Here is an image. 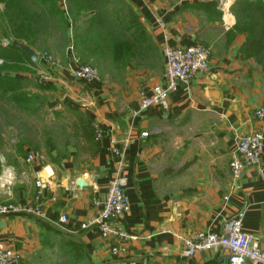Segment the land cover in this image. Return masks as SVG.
Instances as JSON below:
<instances>
[{
    "label": "crops",
    "instance_id": "crops-1",
    "mask_svg": "<svg viewBox=\"0 0 264 264\" xmlns=\"http://www.w3.org/2000/svg\"><path fill=\"white\" fill-rule=\"evenodd\" d=\"M120 2L145 36L141 49L113 51L121 36L112 32V18L89 29L87 39L77 38L82 24L67 18V42L56 35L54 48L49 43L56 65L45 72L53 79L48 84L61 93L62 107L85 118L90 137L47 152L25 143L22 156L13 149V159H0V174L6 167L15 172L11 186L0 180V203L28 205L36 180L49 186L40 201L43 216H0V242L19 253L22 264H227L223 251L184 257L185 242L199 233L220 234L227 220L242 214V230L264 250V176L250 168L233 180L229 172L238 137H264V117L254 115L264 105V67L244 53L247 35L235 30L231 11L236 0ZM133 28L129 35L136 39ZM195 44L209 49L208 70L189 85L179 84L166 111L139 110L138 91L164 81L162 50ZM28 48L38 61L40 52ZM78 59L98 65L97 87L71 76ZM29 154L37 160L28 163ZM45 168L51 175H44ZM118 173L126 179L129 211L109 226L126 232V243L102 237L95 227L82 229ZM79 180L85 187L76 185ZM112 248L123 251L113 255Z\"/></svg>",
    "mask_w": 264,
    "mask_h": 264
},
{
    "label": "built area",
    "instance_id": "built-area-1",
    "mask_svg": "<svg viewBox=\"0 0 264 264\" xmlns=\"http://www.w3.org/2000/svg\"><path fill=\"white\" fill-rule=\"evenodd\" d=\"M196 0H177L178 3H194ZM164 58V81L160 85L150 88H142L138 91L139 110L157 107L166 111L169 107L168 99L171 93L176 92L179 84L189 85L194 79L201 76L208 70L209 49L202 44H195L188 48H169L162 50ZM50 66L56 63L48 54L40 57ZM71 76L84 83L99 80L98 71L89 66H80L71 70ZM41 83L52 82V77L41 73L38 76ZM257 120L264 117V105L260 106L254 113ZM95 138L100 139L101 135L97 128L94 129ZM141 137H147V133H142ZM112 155L121 158V154L116 149H111ZM264 150V137L259 134H245L237 139L236 149L229 163V172L233 180L241 178L244 170L256 169L258 174L263 177L264 169L261 166V156ZM37 157L33 154L27 156L28 163L34 162ZM126 179L121 174H116L110 180L106 197L102 203L95 202L99 208L98 213L82 229L95 227L102 237L118 239L126 243L130 236L120 230L109 226L113 221H120L129 211V204L124 194ZM35 195L32 203L28 205H18L14 203H0V216H10L15 214H27L30 216L41 217L44 209L41 199L44 192L49 188L48 184L41 180L34 183ZM61 224H66V218L61 216ZM123 251L119 248H112L111 253L116 255ZM227 253V264H264V250L259 247L250 235L242 230V214H237L224 223L220 234L199 233L193 239L185 242L183 256L193 257L203 252ZM0 264H22L21 257L16 251L6 248L0 242Z\"/></svg>",
    "mask_w": 264,
    "mask_h": 264
},
{
    "label": "trees",
    "instance_id": "trees-1",
    "mask_svg": "<svg viewBox=\"0 0 264 264\" xmlns=\"http://www.w3.org/2000/svg\"><path fill=\"white\" fill-rule=\"evenodd\" d=\"M1 6L0 41L9 40L6 49L12 52L6 50L10 55L0 53V59L22 58L31 66L42 61L48 67L53 68L41 58L38 62H30L16 45L22 43L32 49H39L37 36L47 33L49 28L63 32L68 24L67 18L73 26L82 24V31L78 36L77 28L74 31V36L79 39H87L89 29L94 25L102 28L107 18H112L115 24L117 23V28L112 32L121 36V40L112 45L113 51L118 49L139 50L146 45L144 34L139 31L138 27L133 28L137 25L133 21L129 8L120 0H64L63 5H60L57 0H0ZM231 11L236 19L235 30L247 35V42L244 46L245 55L255 58L264 67V0H236ZM122 12L125 13V19L119 17ZM131 28L135 29L136 39L133 35H129ZM0 50H3L1 44ZM12 56L15 57L11 58ZM6 80L19 85L22 79L1 75L0 85ZM88 84L97 87L98 81ZM1 98H5L4 95ZM16 100L18 99H12V101Z\"/></svg>",
    "mask_w": 264,
    "mask_h": 264
},
{
    "label": "rangeland",
    "instance_id": "rangeland-1",
    "mask_svg": "<svg viewBox=\"0 0 264 264\" xmlns=\"http://www.w3.org/2000/svg\"><path fill=\"white\" fill-rule=\"evenodd\" d=\"M221 1L216 0V2ZM56 35H59L61 41L65 43L69 33L67 34L66 28L63 32L49 28L44 37L37 36L39 54L54 57L47 47L51 44L54 48ZM8 42L9 40L0 41L3 49L0 53L10 55L6 51L9 50L6 49ZM13 57L15 56L11 58ZM78 63L80 66L96 69L99 77L101 76L96 63L94 66L83 61ZM0 70H2L0 76L22 79L19 85L8 80L0 85V159H13V149H16L17 153L22 156L20 151L25 149L24 146L27 147L25 143H30L34 150L47 152L49 149H54L52 147L61 148L62 144L78 146L80 142L89 139L88 122L85 118L70 108L62 107L60 105L61 93L52 88L50 84L39 82L37 76L39 73L52 70L45 63L40 61L35 66H31L22 58L16 57L15 60L6 58L5 60L0 59ZM108 72V69L104 67L102 74ZM2 95L5 98H1ZM13 98L18 100L12 101ZM48 259L52 261L54 257L48 254Z\"/></svg>",
    "mask_w": 264,
    "mask_h": 264
},
{
    "label": "clouds",
    "instance_id": "clouds-1",
    "mask_svg": "<svg viewBox=\"0 0 264 264\" xmlns=\"http://www.w3.org/2000/svg\"><path fill=\"white\" fill-rule=\"evenodd\" d=\"M44 175L45 176L51 175L50 169L45 168L44 169ZM0 180H2L3 184H7V185L11 186L15 181L14 169L11 167L4 168L2 174H0Z\"/></svg>",
    "mask_w": 264,
    "mask_h": 264
},
{
    "label": "water",
    "instance_id": "water-1",
    "mask_svg": "<svg viewBox=\"0 0 264 264\" xmlns=\"http://www.w3.org/2000/svg\"><path fill=\"white\" fill-rule=\"evenodd\" d=\"M17 48L20 49L25 54V56L30 60V62L35 63L37 61L38 55L34 53L31 49H29L27 46L22 44H17ZM76 185L79 188L85 187V184L81 180L77 181Z\"/></svg>",
    "mask_w": 264,
    "mask_h": 264
}]
</instances>
